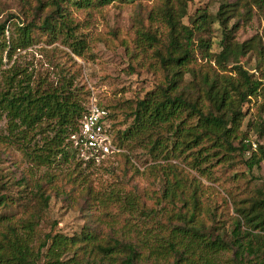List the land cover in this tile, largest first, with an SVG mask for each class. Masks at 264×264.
Listing matches in <instances>:
<instances>
[{
    "label": "rangeland",
    "instance_id": "rangeland-1",
    "mask_svg": "<svg viewBox=\"0 0 264 264\" xmlns=\"http://www.w3.org/2000/svg\"><path fill=\"white\" fill-rule=\"evenodd\" d=\"M39 1L48 0H0V25H4L6 39L16 37V26L32 19L35 23L42 20L48 9L42 7L37 12ZM223 5L229 11L225 25L230 36L227 52H240L237 61L231 57L225 64V72L215 63V56L225 44L224 27L215 18ZM155 6L156 0H118L103 8L70 7L74 37L85 45L83 53H72L63 36L46 42L36 34L33 44L14 51L11 59L6 53L2 56L0 93L7 89L4 77L14 68L30 76L34 83L40 80L50 87L69 83L81 106L86 107L92 98L110 109L111 134L116 138L131 124V108L136 101L144 99L163 80L153 50L137 42L139 30L155 31L162 43L166 42L165 25L150 19ZM200 12L208 14L210 23L204 31H194L193 67L197 72L201 68L211 75L233 74V66L241 65L262 83L258 96L241 106L243 117L236 139L231 141L232 151L204 142L192 152L163 159L130 142L123 144L117 155L93 165L79 163L66 148L67 158L58 155L51 166H35L29 155L54 135L53 124L42 123L16 136L10 133L8 118L0 111V184H4L0 194L23 204L20 196L31 189L21 187L27 178L48 189V207L41 211L36 229L41 240L46 234L71 237L86 230L103 240L118 235L125 224L152 226L167 235L170 226L182 224L179 216L189 211L182 203L162 198L165 180L175 176L182 178L188 189H199L203 208L199 219H203L206 233L213 237L220 234L226 242L234 222L240 220L243 224L240 211L248 210L254 200L264 197V0H193L187 3L182 23L192 28ZM200 40L207 42V49L200 48ZM194 82L198 84L194 86ZM183 84L192 89L193 98L201 88L200 79L194 80L190 74L184 75ZM186 123L194 125L196 118ZM243 138L250 142L247 151L240 150ZM196 156L203 160L198 167L194 166ZM47 175L54 176V184L46 185ZM29 205V211L40 209L37 200ZM141 210H148L147 225L138 221ZM5 214L17 215L15 206ZM242 229L251 230L247 226ZM253 233L264 235L260 231ZM228 258L232 253L222 254L221 263ZM38 264H44L43 259Z\"/></svg>",
    "mask_w": 264,
    "mask_h": 264
},
{
    "label": "trees",
    "instance_id": "trees-1",
    "mask_svg": "<svg viewBox=\"0 0 264 264\" xmlns=\"http://www.w3.org/2000/svg\"><path fill=\"white\" fill-rule=\"evenodd\" d=\"M116 1H39L35 7L37 12L42 7L48 12L39 23L32 19L23 26H16L15 38L10 36L6 39L4 25H0V72L2 56L6 53L11 59L14 51L32 45L36 34L46 42H54L58 36H63L65 45L80 56L85 45L74 37L68 9L103 8ZM191 1L156 0L150 19H158L165 25V43L155 31L137 32L138 45H146L153 50L152 56L163 80L144 99L136 101L131 108V124L118 132L116 138L112 136L118 148L133 142L163 159L192 152L204 142L232 151L231 141L236 139L235 133L243 117L241 106L258 96L262 83L254 80L241 65L233 66V74L211 75L201 68L197 72L193 67L194 31H204L210 21L208 14L200 12L193 20L192 28L182 23L187 3ZM225 7L223 5L215 16L224 27L223 51L215 56V63L222 72L226 71L225 64L231 57L237 61L240 55L238 51L227 52L230 43L226 42L230 36L225 25L229 11ZM201 47L207 49V42L200 40ZM186 74L192 75L194 80L200 79L201 88L194 98L192 89L183 84ZM4 84L7 89L0 93V111L8 118L10 133L23 136L27 130L42 123L53 124L54 135L29 155L35 166H51L58 155L67 158L66 148L79 163L86 166L96 163L82 161L70 140L78 133L88 105L83 107L77 102L69 83L56 87L40 80L34 83L30 76L14 68L4 77ZM197 84L194 82V86ZM101 107L108 111L111 121L113 114L110 109ZM190 118H196L194 125L186 123ZM18 127L21 130H17ZM249 147L247 138L240 140L241 151H247ZM193 160L195 167L203 163L197 156ZM46 177V185L54 184L53 175ZM3 185L0 184V189H4ZM21 187L31 188L20 196L23 204L14 202L9 195L0 194V264H38L40 259L44 264H223L220 259L224 253H232V258H228L225 264H264V235L253 233H264V197L254 200L248 210L240 211L243 224L240 220L234 222L230 240L226 242L220 234L213 237L206 233L205 223L199 219L203 210L199 189H188L183 179L175 176L165 180L162 198L171 203H182L189 211L185 215H177L182 224L170 226L167 235L161 234L159 228L149 227L146 223L148 210H141L138 221L147 225L144 228L125 224L118 235L103 240L90 230L71 237L60 233L46 234L41 240L36 229L41 221V211L48 207V189L31 178L24 180ZM49 189L54 190L53 187ZM33 199L37 200L40 209L29 211ZM130 203H134L133 199ZM13 206L17 215H6L5 212ZM246 226L251 230L242 229Z\"/></svg>",
    "mask_w": 264,
    "mask_h": 264
},
{
    "label": "built area",
    "instance_id": "built-area-1",
    "mask_svg": "<svg viewBox=\"0 0 264 264\" xmlns=\"http://www.w3.org/2000/svg\"><path fill=\"white\" fill-rule=\"evenodd\" d=\"M87 111L78 133L70 137L77 156L84 162L98 163L120 153V149L113 143L108 111L92 98ZM252 146L255 148V145Z\"/></svg>",
    "mask_w": 264,
    "mask_h": 264
}]
</instances>
